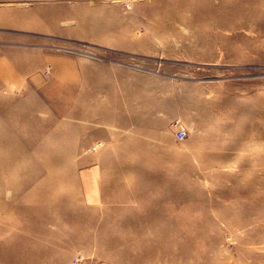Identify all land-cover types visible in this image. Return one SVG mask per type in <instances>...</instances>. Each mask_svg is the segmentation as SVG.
Masks as SVG:
<instances>
[{"label": "rangeland", "instance_id": "1", "mask_svg": "<svg viewBox=\"0 0 264 264\" xmlns=\"http://www.w3.org/2000/svg\"><path fill=\"white\" fill-rule=\"evenodd\" d=\"M10 51L0 264H264V0H0Z\"/></svg>", "mask_w": 264, "mask_h": 264}, {"label": "crops", "instance_id": "2", "mask_svg": "<svg viewBox=\"0 0 264 264\" xmlns=\"http://www.w3.org/2000/svg\"><path fill=\"white\" fill-rule=\"evenodd\" d=\"M47 55H43L41 57V61L45 62L48 60ZM41 64L39 62V58H34V54L32 55H27L26 60L24 64L20 63L18 61V56L10 51V52H1L0 53V90H11V89H19L23 88L26 82L28 81L27 79L30 78L32 74H34L35 68H36V63ZM63 62L66 64V70L65 73H68L71 71V68L73 69V63L71 60L65 58ZM26 64V65H25ZM72 64V65H71ZM78 66L75 64V83L77 87L80 85H86L89 82H91L92 85L96 84V79L97 76L94 74L96 71V68H90L88 64H83ZM71 65V66H70ZM40 68V67H39ZM38 68V69H39ZM70 69V70H69ZM61 73V72H60ZM114 73V72H113ZM65 81L68 82L70 81L68 75H65ZM108 76V79L114 76ZM103 77V76H101ZM100 77V79H101ZM129 80L131 76H128ZM93 95H95L93 93ZM150 104V103H149ZM97 162L94 161V159H88L89 163L91 164L89 169H85L82 172V175L80 177L79 183L83 196L86 199V201L89 204H95L97 202H101L104 200V197L106 196L105 192V186L102 185V180L104 176V170L105 167L101 165V158L96 157L95 158ZM94 161L93 163H91ZM79 264H114L111 262V260H106V261H98V262H81Z\"/></svg>", "mask_w": 264, "mask_h": 264}, {"label": "built area", "instance_id": "3", "mask_svg": "<svg viewBox=\"0 0 264 264\" xmlns=\"http://www.w3.org/2000/svg\"><path fill=\"white\" fill-rule=\"evenodd\" d=\"M179 124H180L179 122L176 123V128L178 127V129H177L175 135H176V137H177L179 140H182V141L187 140V139L189 138V134H188V132H187V130H186L185 128H183L182 126L179 127ZM98 147H100V146H98ZM98 147L93 146L92 149H93V150H97ZM82 260H84V258H83L82 256H80V257H78V258L76 259L75 262H80V261H82Z\"/></svg>", "mask_w": 264, "mask_h": 264}, {"label": "bare ground", "instance_id": "4", "mask_svg": "<svg viewBox=\"0 0 264 264\" xmlns=\"http://www.w3.org/2000/svg\"><path fill=\"white\" fill-rule=\"evenodd\" d=\"M99 145H96V147H98ZM263 150V149H262ZM245 155V154H244Z\"/></svg>", "mask_w": 264, "mask_h": 264}]
</instances>
